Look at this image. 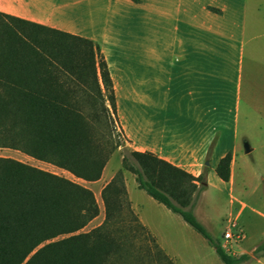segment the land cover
Masks as SVG:
<instances>
[{
	"label": "trees",
	"instance_id": "1",
	"mask_svg": "<svg viewBox=\"0 0 264 264\" xmlns=\"http://www.w3.org/2000/svg\"><path fill=\"white\" fill-rule=\"evenodd\" d=\"M116 124L111 79L92 40L0 12V148L95 181L119 146ZM230 161L227 152L216 163L223 181L229 180ZM123 170L198 232L223 264L249 258L227 254L192 211L206 185L204 174L193 176L151 152L127 149L100 191L104 218L87 232L77 231L99 213L89 187L0 156V264H137V230L145 231L166 264H174L133 212Z\"/></svg>",
	"mask_w": 264,
	"mask_h": 264
},
{
	"label": "crops",
	"instance_id": "2",
	"mask_svg": "<svg viewBox=\"0 0 264 264\" xmlns=\"http://www.w3.org/2000/svg\"><path fill=\"white\" fill-rule=\"evenodd\" d=\"M259 5L264 0H0V12L92 40L107 65L127 147L205 179L230 152L224 182L232 186L238 146L222 147L230 111L225 102L231 98L226 87L232 84L234 57L239 76L241 50L255 37L252 32H264ZM234 89L237 105L239 81ZM217 138L221 151L210 165ZM126 190L134 207L127 184ZM245 208L242 202L234 219ZM260 243L242 245L232 255L249 256L240 264H264V251H256Z\"/></svg>",
	"mask_w": 264,
	"mask_h": 264
},
{
	"label": "rangeland",
	"instance_id": "3",
	"mask_svg": "<svg viewBox=\"0 0 264 264\" xmlns=\"http://www.w3.org/2000/svg\"><path fill=\"white\" fill-rule=\"evenodd\" d=\"M196 6L193 5V8ZM259 6L264 10V5ZM252 33V35L256 34L255 37L253 36L250 43H245V47L240 53L239 76H237L238 56H236L234 57L236 66L231 79L233 85L230 84L226 87L227 92L230 89L231 98L225 102L230 111L225 117L222 147L230 149L233 144L238 146L235 152L234 183L232 186L229 185L220 180L213 172L211 177H206V185L198 192L192 207L197 219L205 226L212 238L220 244L223 242L222 234L227 227L233 233L238 229L243 231L244 237L238 242L231 243L232 252H238L242 245L250 246L256 241H264V236H261L264 230V219L250 211L252 207L264 214V46L262 45L264 32ZM100 56L98 51V58ZM237 81H239V92L236 105L233 87ZM118 125L119 123L115 125L117 132L119 131ZM117 139L119 146L107 160L101 173L102 178L97 183L76 178L64 169L32 158L15 149L1 147L0 156L18 159L89 187L94 193L99 213L77 231L87 232L102 222L104 206L100 191L121 167V156L129 149L123 136H119ZM244 140L251 148L253 147L250 152L244 153ZM219 146L220 141L217 138L208 158L210 165L221 151ZM123 178L125 188L127 184L134 203L133 212L148 227L149 230H147L150 233L147 232L152 234L158 246L162 248L172 263L223 264L214 248L178 214L170 211L142 189L136 187L134 174L123 170ZM242 202L246 204V208L239 219H234ZM231 222H235L234 227L230 225ZM154 234L157 235L158 240ZM67 235H59L57 238ZM133 246L136 251L135 255L138 257L137 264H166L164 255L153 247V243L145 231H136ZM261 251L264 250L259 252Z\"/></svg>",
	"mask_w": 264,
	"mask_h": 264
},
{
	"label": "built area",
	"instance_id": "4",
	"mask_svg": "<svg viewBox=\"0 0 264 264\" xmlns=\"http://www.w3.org/2000/svg\"><path fill=\"white\" fill-rule=\"evenodd\" d=\"M230 225L232 227L235 226L234 222H231ZM244 237L243 231L241 229H238L235 233L231 231L229 227L225 229V231L222 234L223 242H221L220 246L223 248V250L229 254L232 255V248L231 243L232 242H238Z\"/></svg>",
	"mask_w": 264,
	"mask_h": 264
},
{
	"label": "water",
	"instance_id": "5",
	"mask_svg": "<svg viewBox=\"0 0 264 264\" xmlns=\"http://www.w3.org/2000/svg\"><path fill=\"white\" fill-rule=\"evenodd\" d=\"M251 150V147L249 146L248 142L246 140L243 141V151L245 153L249 152Z\"/></svg>",
	"mask_w": 264,
	"mask_h": 264
}]
</instances>
